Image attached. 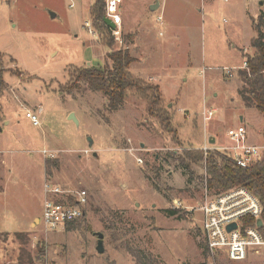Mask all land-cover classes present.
I'll list each match as a JSON object with an SVG mask.
<instances>
[{"label": "rangeland", "instance_id": "374dc122", "mask_svg": "<svg viewBox=\"0 0 264 264\" xmlns=\"http://www.w3.org/2000/svg\"><path fill=\"white\" fill-rule=\"evenodd\" d=\"M94 2L71 9L70 0H0V264H139L140 256L150 264H261L207 257L199 210L205 166L184 170L169 153L203 147L207 135L216 139L209 148L229 145L228 130L240 125L263 142L264 114L240 91L249 87L243 55L255 52L253 19L264 18V0H124L122 40L111 34V48L93 25ZM155 2L161 7L152 12ZM118 49L136 58L134 77L160 87L178 141L137 96L128 93L111 112L86 83L68 88L75 69L104 68ZM207 110L216 113L205 122ZM47 181L87 191L79 225L46 233L34 221ZM169 208L186 219L168 216Z\"/></svg>", "mask_w": 264, "mask_h": 264}, {"label": "trees", "instance_id": "16d2710c", "mask_svg": "<svg viewBox=\"0 0 264 264\" xmlns=\"http://www.w3.org/2000/svg\"><path fill=\"white\" fill-rule=\"evenodd\" d=\"M93 25L96 29L106 32L105 44L108 47L114 46V38L111 37V29L106 26L105 0H95L91 6ZM263 17H260L255 24L256 37L252 40L251 46L255 50L253 56L244 54L246 59V71L243 76L249 84L248 88H243L240 93L244 99H251L255 109L264 114V33L262 32ZM127 43L132 41V36H125ZM3 55L0 52V65ZM136 59L131 55L129 49L113 50L108 54V63L104 68L83 67L75 69L73 73L74 82L68 88L78 87L80 83H86L94 92L103 93L108 99V109L111 112L120 110L126 102L128 93L137 96L147 103V117L157 120L163 132L171 135L178 141L177 132L173 126V116L164 107V99L159 86L147 83V80L136 78L130 72V67ZM4 82L0 73V89ZM201 134V133H200ZM192 147L185 149L181 154L169 153L184 170H191L192 165L204 164L206 170V189L212 196H218L236 188H245L252 192L263 207L262 220L264 223V156L263 159L248 168H242L228 156L217 150L205 152L202 147ZM55 166L51 161H47L45 169L47 174H51V168ZM155 174L158 171H154ZM165 213L170 217L186 219L187 212L182 209L169 208ZM81 221V220H80ZM80 221L72 223L67 228L79 225ZM246 223L255 226V219L248 218ZM264 234V226L261 229ZM207 257L210 256L206 244H202ZM230 262V261H229ZM139 264H150L147 259L138 258ZM233 263V262H232Z\"/></svg>", "mask_w": 264, "mask_h": 264}, {"label": "built area", "instance_id": "2783aa9c", "mask_svg": "<svg viewBox=\"0 0 264 264\" xmlns=\"http://www.w3.org/2000/svg\"><path fill=\"white\" fill-rule=\"evenodd\" d=\"M12 1V0H9ZM80 0H70L69 7L74 9ZM124 0H105V18L110 19L115 28L111 34L116 41L122 40L121 9ZM162 18H159L161 21ZM90 34L94 35L92 23L86 24ZM247 64H245L246 67ZM229 77L232 72L228 71ZM216 110H207L204 121H210ZM34 125H39L36 116L27 113ZM229 145L217 148L207 146L208 136L205 137L207 152L217 150L233 158L238 166L248 168L261 161L264 156V146L252 145L248 142L247 130L240 125L228 130ZM53 157L50 155L49 157ZM45 199L40 225L46 233H57L68 225L82 220L89 205L88 193L85 190L75 191L47 181L44 184ZM179 209V208H177ZM202 215V231L205 244L210 256L221 255L233 263H242L251 258L264 264V234L257 227V220L262 219L263 207L255 195L245 188H236L218 196H212L206 190L205 200L200 206ZM255 219V226L246 223L248 218ZM236 224V229L228 231V227Z\"/></svg>", "mask_w": 264, "mask_h": 264}, {"label": "water", "instance_id": "95a60500", "mask_svg": "<svg viewBox=\"0 0 264 264\" xmlns=\"http://www.w3.org/2000/svg\"><path fill=\"white\" fill-rule=\"evenodd\" d=\"M158 8H159V4L157 3L151 9L154 11V10H156ZM51 16L54 18L56 15L54 13H51ZM104 22H105L107 27L112 28V29L115 28V25L113 24V22L110 19L104 18ZM71 119L77 122V119H76V117L74 115L71 116ZM210 138L212 139V140H210L211 144L214 145L216 143V139L212 138V136H210ZM263 226H264L263 220L262 219H258L257 220V227L262 229ZM236 227H237L236 224H232L227 229H228V231H231L232 229H236ZM97 237H98V247H97L98 252L100 254H103L105 252L104 235L102 233H98Z\"/></svg>", "mask_w": 264, "mask_h": 264}, {"label": "crops", "instance_id": "0c3cea01", "mask_svg": "<svg viewBox=\"0 0 264 264\" xmlns=\"http://www.w3.org/2000/svg\"><path fill=\"white\" fill-rule=\"evenodd\" d=\"M158 2H155L152 6H151V8L153 7V6H155V4H157ZM159 4V3H158ZM122 6H125L124 5V3L122 4ZM160 7H161V5L159 4V8L158 9H156V10H152L151 9V11L152 12H156L157 10H159L160 9ZM121 11H122V9H121ZM121 15H122V12H121ZM56 17V16H55ZM159 18H162V17H158V21H159ZM124 19L127 21V23H128V18H127V15L125 14V9H124ZM264 19V18H263ZM122 20H123V18H122ZM162 21V20H161ZM161 21H159V22H161ZM258 23V21L257 22H255V19H253V26H254V29H255V24H257ZM263 27V26H262ZM127 28H128V30H130L129 29V26L127 25ZM263 32V31H262ZM264 33V32H263ZM252 47V46H251ZM254 49V48H253ZM254 54H255V52H254ZM253 54V55H254ZM247 55V54H246ZM250 56H252L251 54H250ZM136 59V58H135ZM245 59V58H244ZM245 62H243V64L245 65L246 64V59L244 60ZM135 62H137V61H135ZM242 68V67H241ZM245 69H246V67H245ZM247 134H248V142L250 143V144H252V145H259V146H264V140H263V142L262 143H257V141H255V140H253L252 139V136H250L249 135V133H248V131H247ZM208 136V135H207ZM263 137H264V133H263V135H262ZM210 137V135L208 136V138ZM42 170V173L44 172V165H43V169H41ZM43 195H44V185H43ZM44 199H45V195H44ZM32 217H35L34 218V221H37L38 219H39V221H40V219H41V217L40 216H38V215H33Z\"/></svg>", "mask_w": 264, "mask_h": 264}]
</instances>
